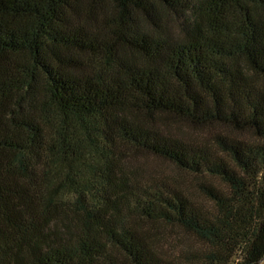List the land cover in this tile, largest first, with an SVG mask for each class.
Returning a JSON list of instances; mask_svg holds the SVG:
<instances>
[{
	"label": "trees",
	"instance_id": "trees-1",
	"mask_svg": "<svg viewBox=\"0 0 264 264\" xmlns=\"http://www.w3.org/2000/svg\"><path fill=\"white\" fill-rule=\"evenodd\" d=\"M236 254H264V0H0V264Z\"/></svg>",
	"mask_w": 264,
	"mask_h": 264
},
{
	"label": "rangeland",
	"instance_id": "rangeland-1",
	"mask_svg": "<svg viewBox=\"0 0 264 264\" xmlns=\"http://www.w3.org/2000/svg\"><path fill=\"white\" fill-rule=\"evenodd\" d=\"M173 26H175V22H172ZM166 128L180 136H184L190 139H208L212 133V131L216 128V126H192L186 122H180L173 119L166 121ZM130 163L134 166H137L145 176H165L170 180L178 181L182 184H185L188 180L186 173L183 170L178 169L169 161L156 157L147 153H136V155L130 158ZM160 232H163L162 235L164 238L160 241L163 247L168 250L177 251L178 248L186 247L187 241L193 245V240L189 239L182 230L174 227H165L159 229ZM165 248V249H166ZM174 249V250H173ZM239 257L238 254L232 258L230 264H237ZM264 264V257L257 263Z\"/></svg>",
	"mask_w": 264,
	"mask_h": 264
},
{
	"label": "water",
	"instance_id": "water-1",
	"mask_svg": "<svg viewBox=\"0 0 264 264\" xmlns=\"http://www.w3.org/2000/svg\"><path fill=\"white\" fill-rule=\"evenodd\" d=\"M264 257V254H263V256L260 258V259H258L257 261H255L254 263H252V264H257L262 258Z\"/></svg>",
	"mask_w": 264,
	"mask_h": 264
}]
</instances>
